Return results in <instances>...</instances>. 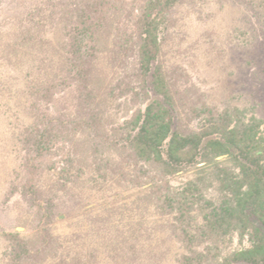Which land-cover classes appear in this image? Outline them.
Listing matches in <instances>:
<instances>
[{"label":"trees","instance_id":"1","mask_svg":"<svg viewBox=\"0 0 264 264\" xmlns=\"http://www.w3.org/2000/svg\"><path fill=\"white\" fill-rule=\"evenodd\" d=\"M189 2L43 0L40 6L14 22L1 50L2 59L8 63L17 57L23 61L30 55H47L50 31L59 30L63 40L56 52L60 68L55 67L56 60L51 58L47 68L52 70L44 68L45 73L32 81L29 95L34 122L19 140L22 153L19 156L27 173L20 192L29 208H38L41 217L47 219L45 227L56 221L54 210L57 207L53 199L44 201L37 187L38 179L43 173L46 158L53 153L58 142L69 141L70 136L75 137L85 131L90 135L97 131L100 135L103 131L104 112L102 107L97 106L95 67L107 49L106 33L124 24L125 20L128 21L126 28L116 29L111 53H114L116 61L126 60L132 53L137 57L139 85L138 88L129 85L124 88L122 85L123 90L120 91L121 96L129 97L130 104L137 106L132 118L121 126V134L124 135L121 143L126 145L123 144L124 147L119 150L127 155L120 161V168L116 172L120 184L127 183L139 188L136 190L138 203H146L152 196V200L161 202L160 208L168 215L175 216L178 211L179 215L173 217L170 231L188 250L179 264H211L215 260L218 264H264V230L255 223L264 226V119L254 115L247 118L245 111L237 108V118L233 122L234 113L226 111L220 115L206 104H200L199 109H194L195 118L200 119L199 130L184 127L181 122L176 125L174 112L177 111V102L183 97L178 88L179 77L175 75L178 71L169 73L164 64V46L169 41L165 36L170 32V21L175 12L182 4ZM136 11L139 14L134 18ZM43 63H46L44 57H38V64H35L38 67L34 63L32 67L40 71ZM149 75L153 76L157 96L152 100L146 86ZM60 101H66L64 104L67 103L68 107L64 104L57 106ZM144 105L145 108L142 107ZM103 136L106 133L102 132ZM87 142L83 148L88 146ZM87 152L88 149H85L83 155L87 156ZM222 157L232 162L234 169H227L224 161H219L220 166L215 167L218 172L217 178L213 176L214 181L222 185L221 191L224 192V199L218 206H209V202L204 200L199 186L204 181L200 178L195 184L189 181L179 191L172 187L170 178L188 172L202 161L212 164ZM126 168L129 169L126 171ZM69 174L68 171L64 173V181L69 182ZM146 185L150 188L148 194L142 193ZM65 187L63 184L62 188ZM17 190L15 188L12 194H17ZM203 200L210 210L203 216V225H208L206 227H200L198 223L195 225L196 217H193L194 208ZM75 203L78 204L77 200ZM85 208L82 207L83 210ZM111 218L109 215L94 219L96 227L90 236L100 239L96 253L100 249H104L108 255L116 253L112 257L116 259L117 256L120 263L126 264H135L142 256L147 257V247L139 242L131 243L130 240L138 231L152 236L154 226H158L139 222L129 229L128 235V229L121 231L112 227ZM238 221L242 225L240 235H250L249 247H241L220 261L219 254L211 255L215 253L212 250L206 255L195 250V245L207 239H221L225 231L232 236V228L239 226ZM8 237L11 242L9 264H20L23 258L31 254V244L20 239L18 233H11ZM57 244L50 232L53 260L58 255ZM95 259L96 256L90 264H95ZM150 259L153 263L160 261V257L153 259L149 255ZM71 261L74 262L71 264H84L80 258Z\"/></svg>","mask_w":264,"mask_h":264},{"label":"rangeland","instance_id":"2","mask_svg":"<svg viewBox=\"0 0 264 264\" xmlns=\"http://www.w3.org/2000/svg\"><path fill=\"white\" fill-rule=\"evenodd\" d=\"M42 2L0 0V264L11 261L8 237L11 233H18L20 239L31 244V254L20 264H59L62 261L71 264L75 258L90 264L94 256L95 264H126L120 263L117 256L116 259L112 257L116 253L108 255L104 249L96 253L100 239L90 236L96 227L94 219L109 215L112 217L111 226L121 231L128 229V235L129 229L139 222L158 226H154L152 236L139 231L133 234L131 243L139 242L147 247V257L142 256L135 264H179L188 250L170 231L178 211L175 216L168 215L160 208L161 202L152 200V196L148 202L138 203L136 190L139 188L120 184L116 175L120 161L127 155L119 150L126 145L121 143L124 137L121 126L137 110V106L130 104L129 97L121 96L120 91L122 85L135 88L139 85L137 57L132 53L126 60L116 61L111 53L116 29L126 28L128 21L123 20L124 24L106 33L107 49L95 67L97 106L104 112L101 136L98 131L94 135L85 131L70 136L69 141L58 142L53 153L46 158L38 179L37 187L44 201L53 199L57 207L54 210L56 221L45 227L47 219L41 217L39 209L29 208L28 202L24 201L20 191L27 173L19 156L22 154L19 140L34 122L29 92L35 77L44 74L45 69L52 70L47 68L51 58L56 60L55 67H58L56 52L63 42L62 34L59 30L50 31L47 55H30L29 60L21 61L17 57L8 63L2 59L1 50L14 22ZM138 14L136 11L134 18ZM170 23V32L165 36L169 41L164 46V64L169 73L178 71L175 75L179 77L178 88L183 97L174 112L176 125L181 122L184 127L199 130L200 119L195 118L194 109H199L200 104H206L220 115L226 111L234 113L233 122L237 118V108L245 111L247 118L254 115L264 119V0H190L179 7ZM38 57H44L46 62L40 71L32 67L38 64ZM146 84L151 100L156 99L152 75L148 76ZM65 102L60 101L57 106ZM64 105L68 107L67 103ZM102 132L106 136L102 137ZM85 142L88 146L83 148ZM85 149H88L87 156L83 155ZM83 160L86 162L82 163ZM226 160V157L218 158L213 165L202 161L188 172L170 178L171 185L179 191L189 181L195 184L200 178L204 181L199 183L204 200L209 206L216 207L224 199V192L221 191L222 185L214 181L213 176L217 178L218 172L215 167L220 166L219 161H224L227 169H234L232 162ZM67 171L70 173L69 182L63 180ZM105 174V177L101 176ZM63 184L65 188H62ZM15 188H18L17 194H12ZM144 188L142 193H150L148 185ZM204 200L194 208L195 225L198 223L200 227L208 226L203 225V216L210 211ZM83 206H86L84 210ZM255 223L264 230V226ZM241 226L239 223L232 228V236L225 231L221 239H207L195 245V250L205 255L212 250L215 253L211 255L219 254L220 261L241 247H249L250 235L242 237ZM50 232L58 241L55 260L50 252ZM220 250L223 253H218ZM149 255L153 259L160 257V261L153 263L148 260ZM215 261L211 264H218Z\"/></svg>","mask_w":264,"mask_h":264}]
</instances>
